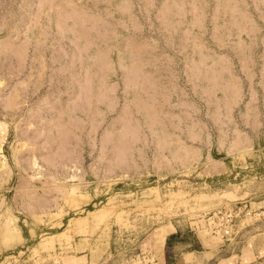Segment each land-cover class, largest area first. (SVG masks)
<instances>
[{
  "label": "rangeland",
  "instance_id": "obj_1",
  "mask_svg": "<svg viewBox=\"0 0 264 264\" xmlns=\"http://www.w3.org/2000/svg\"><path fill=\"white\" fill-rule=\"evenodd\" d=\"M227 205L252 214L231 242L203 227ZM250 239L264 0H0V264H214Z\"/></svg>",
  "mask_w": 264,
  "mask_h": 264
},
{
  "label": "built area",
  "instance_id": "obj_2",
  "mask_svg": "<svg viewBox=\"0 0 264 264\" xmlns=\"http://www.w3.org/2000/svg\"><path fill=\"white\" fill-rule=\"evenodd\" d=\"M251 211L238 205H227L208 213L203 219L204 230L226 242L233 241L249 225Z\"/></svg>",
  "mask_w": 264,
  "mask_h": 264
},
{
  "label": "crops",
  "instance_id": "obj_3",
  "mask_svg": "<svg viewBox=\"0 0 264 264\" xmlns=\"http://www.w3.org/2000/svg\"><path fill=\"white\" fill-rule=\"evenodd\" d=\"M237 243L235 241L226 247L231 252L237 248V252L227 253L224 257L218 258L214 264H264V239L256 242L251 239L245 240L242 246ZM191 253L186 252L185 254L190 255Z\"/></svg>",
  "mask_w": 264,
  "mask_h": 264
},
{
  "label": "trees",
  "instance_id": "obj_4",
  "mask_svg": "<svg viewBox=\"0 0 264 264\" xmlns=\"http://www.w3.org/2000/svg\"><path fill=\"white\" fill-rule=\"evenodd\" d=\"M174 263V260H172V261H169V263L168 264H173Z\"/></svg>",
  "mask_w": 264,
  "mask_h": 264
}]
</instances>
